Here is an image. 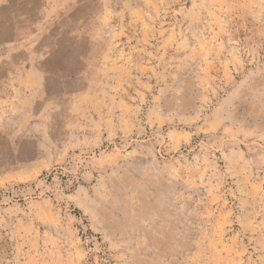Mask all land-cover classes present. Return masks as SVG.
<instances>
[{"label": "rangeland", "instance_id": "rangeland-1", "mask_svg": "<svg viewBox=\"0 0 264 264\" xmlns=\"http://www.w3.org/2000/svg\"><path fill=\"white\" fill-rule=\"evenodd\" d=\"M0 264H264V0H0Z\"/></svg>", "mask_w": 264, "mask_h": 264}]
</instances>
